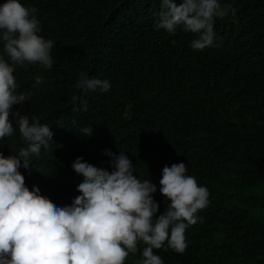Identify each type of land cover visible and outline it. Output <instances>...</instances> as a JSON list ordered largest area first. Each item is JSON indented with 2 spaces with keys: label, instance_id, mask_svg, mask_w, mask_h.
Listing matches in <instances>:
<instances>
[{
  "label": "trees",
  "instance_id": "1",
  "mask_svg": "<svg viewBox=\"0 0 264 264\" xmlns=\"http://www.w3.org/2000/svg\"><path fill=\"white\" fill-rule=\"evenodd\" d=\"M20 2L38 9L39 35L53 41L50 69L13 73L18 92L30 93L13 111L53 133L19 169L29 190L38 186L55 205L70 206L83 181L73 162L111 172L105 151H123L134 174L157 186L158 217L170 204L159 191L162 170L182 162L207 187L208 203L186 229L183 253L167 242L154 253L163 264H264V0H220L235 15L214 18V42L203 50L192 49L195 34L180 27L154 30L160 0ZM82 75L107 80L109 90L78 88ZM37 76L43 82L34 87ZM13 127L0 140L5 157L27 147ZM143 247L124 264H140Z\"/></svg>",
  "mask_w": 264,
  "mask_h": 264
},
{
  "label": "clouds",
  "instance_id": "2",
  "mask_svg": "<svg viewBox=\"0 0 264 264\" xmlns=\"http://www.w3.org/2000/svg\"><path fill=\"white\" fill-rule=\"evenodd\" d=\"M160 5L154 30L175 34L180 27L195 34L190 43L194 50L213 44L214 18L236 11L231 3L220 0H181L179 4L160 0ZM37 13V8L26 7L20 0L0 4V140L13 136L15 121L27 142L18 155L5 157L0 152V264H124L130 253L137 252L139 242L144 245L140 264H163L154 249H161L165 242L183 253L186 229L197 224L196 214L206 207L209 191L186 174L182 162L162 170L159 191L170 204L158 217L159 205L152 195L157 186L134 174V165L123 151L118 155L105 151L111 157V172L82 158L73 162L72 168L83 181L77 186L81 195L70 206H57L40 194L38 186L29 190L25 185L19 169H27V158L39 156L41 148L47 149L53 141L48 125L36 117L30 121L20 109L13 111L14 105L23 106L30 96L18 92L15 67L40 64L50 69L53 64V41L39 35ZM42 82L37 76L33 86ZM77 87L106 92L110 84L82 75ZM80 131L85 137L93 134L91 126Z\"/></svg>",
  "mask_w": 264,
  "mask_h": 264
}]
</instances>
